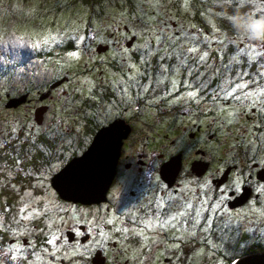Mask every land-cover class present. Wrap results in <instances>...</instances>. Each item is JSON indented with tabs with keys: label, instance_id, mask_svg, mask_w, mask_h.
<instances>
[{
	"label": "flooded vegetation",
	"instance_id": "af4514ba",
	"mask_svg": "<svg viewBox=\"0 0 264 264\" xmlns=\"http://www.w3.org/2000/svg\"><path fill=\"white\" fill-rule=\"evenodd\" d=\"M24 1L30 10L10 3L1 20L28 23L44 56L61 42L64 66L51 58L50 77L22 91L4 73L0 264L264 255V42L246 38L264 0H55V13ZM114 121L127 136L106 193L92 205L60 197L52 177Z\"/></svg>",
	"mask_w": 264,
	"mask_h": 264
},
{
	"label": "water",
	"instance_id": "95a60500",
	"mask_svg": "<svg viewBox=\"0 0 264 264\" xmlns=\"http://www.w3.org/2000/svg\"><path fill=\"white\" fill-rule=\"evenodd\" d=\"M123 129L122 121L100 129L85 153L53 177L52 186L63 199L91 202L106 193L115 175L122 141L127 136ZM237 264H264V255H248Z\"/></svg>",
	"mask_w": 264,
	"mask_h": 264
},
{
	"label": "rangeland",
	"instance_id": "374dc122",
	"mask_svg": "<svg viewBox=\"0 0 264 264\" xmlns=\"http://www.w3.org/2000/svg\"><path fill=\"white\" fill-rule=\"evenodd\" d=\"M34 1H39V0H34ZM42 1V0H41ZM57 2L61 1V0H56ZM55 0H44V2H46L45 4V9L46 11H53L55 10L56 7V2ZM67 2H71V0H64ZM13 3L15 6H17L19 4V6H21L20 8L24 9V10H30V6L31 3L24 1V0H0V79L4 80V82L0 81V94H3L4 92H6V90L9 87V84H6L5 81V74H7L6 72H8L9 70L7 69L9 67V65L12 67V69H10V71L13 73V79H14V83H18L19 84V89L22 91L24 90V87L28 84V83H32L35 82L36 84H41L43 81H46L50 75L47 73V71L43 70V63H42V55H41V59L39 60V65L37 64H31L33 61L31 60V58L29 57L31 54L32 49L34 48V44L32 43L33 41L29 38V33L30 30L27 32V30H23L26 29L25 27H29L30 25L28 23H24V24H17L16 21L12 20L9 21L7 19H10L9 17H7L6 19L4 18V20H1L3 17H1V12H6L7 9L6 7H9V4ZM22 3V4H21ZM73 8L71 7L69 10H64L63 13L68 16L69 20L71 19V17L73 18L72 11ZM19 11V10H18ZM18 12H15L14 16L17 15ZM68 13V14H66ZM45 17V16H44ZM11 19H13V17H11ZM47 20L44 21V31L47 33L48 28V24H50L52 21L47 18H45ZM61 21H63L62 18H60ZM51 21V22H50ZM16 22V23H14ZM66 27V26H65ZM20 30V35H18V31ZM8 31V33H7ZM36 53V52H35ZM44 62V60H43ZM21 67V68H19ZM33 67L42 70L41 72H30V69H33ZM35 68L33 71H35ZM30 72V73H29ZM10 73V74H12ZM4 111L2 114H0V117H7V112H5V110L2 108V106L0 105V112ZM45 117H48L47 119L44 118L43 120V124L44 127L48 126L52 120V115H45ZM46 120L48 121V123H46ZM55 123H53L54 125ZM123 131L125 132V130L123 129ZM0 136H2V132H0ZM2 139V138H0ZM2 143V141L0 140V144ZM13 148H15L14 145H12ZM16 151L18 150L15 148ZM58 173H56L55 175H57ZM55 175L53 177H55ZM52 177V179H53ZM51 185H52V181ZM52 189L56 192L57 190L52 186ZM58 195L60 196V194L58 193ZM61 197V196H60ZM52 200V198H48L46 200L50 201ZM66 200V199H65ZM69 201V200H68ZM95 201H91V202H87V204L92 205L95 204ZM47 206L49 207V203H47ZM223 225H221V227L219 228V230H222ZM227 233V232H225ZM232 236H233V231H232ZM233 260V255L231 257H229V261ZM233 264V261L232 263Z\"/></svg>",
	"mask_w": 264,
	"mask_h": 264
},
{
	"label": "trees",
	"instance_id": "16d2710c",
	"mask_svg": "<svg viewBox=\"0 0 264 264\" xmlns=\"http://www.w3.org/2000/svg\"><path fill=\"white\" fill-rule=\"evenodd\" d=\"M151 0H139V2L140 3H149ZM236 1H238V2H240V1H242V0H236ZM64 3V4H63ZM60 6H62L63 8H67V6L68 5H66V1H61V3H60ZM41 7H42V10L43 11H45L46 12V9H45V4H43V5H41ZM57 10H55V12H56ZM50 13H55V12H53V11H49ZM114 15V14H113ZM9 21H12L11 19H9ZM15 21V20H14ZM14 23H16V22H14ZM7 33H8V31H7ZM59 43H61V42H57V40L56 41H51V42H49L48 43V45H47V47L49 46V48H48V50H50L51 51V53H45V56L43 55L44 54V51H45V48H46V44L44 43V41H38V43L37 42H35V44H34V54L37 56V60L39 61L41 58V55H42V58H43V60H44V62H43V60H42V63H43V68H44V70H46V67H48L50 64H49V60L52 58V59H54V62L56 63V66L57 67H59V72L61 73L63 70H62V68H63V66H64V59H63V57L61 56V55H57V56H55V50L56 49H60V47H59ZM40 47H42V52H41V49H40ZM36 52V53H35ZM40 62V61H39ZM41 63V62H40ZM41 63V64H42ZM19 68H21V67H19ZM50 68V67H49ZM1 81V80H0ZM32 83H35V82H32ZM7 91V90H6ZM5 93V92H4ZM97 134V133H96ZM95 137V136H94ZM232 249H233V247H232ZM252 251H255L254 249L252 250Z\"/></svg>",
	"mask_w": 264,
	"mask_h": 264
},
{
	"label": "clouds",
	"instance_id": "9594fccd",
	"mask_svg": "<svg viewBox=\"0 0 264 264\" xmlns=\"http://www.w3.org/2000/svg\"><path fill=\"white\" fill-rule=\"evenodd\" d=\"M246 32L247 39L255 42H264V19H261L260 15H256L253 20L246 26ZM29 57L31 58V56Z\"/></svg>",
	"mask_w": 264,
	"mask_h": 264
},
{
	"label": "snow or ice",
	"instance_id": "6c2138e0",
	"mask_svg": "<svg viewBox=\"0 0 264 264\" xmlns=\"http://www.w3.org/2000/svg\"><path fill=\"white\" fill-rule=\"evenodd\" d=\"M258 27H259V26H258ZM190 51H194V50H190ZM203 58H204V57H201V60H203ZM244 87H246V85H243V84H238V85H236V88H244ZM236 88H234V89L232 90V92L226 93V95L231 96V95L233 94V92L236 91ZM262 91H264V90H262ZM189 95H194V94H193V93H189ZM252 95H253V93H246V94H245V98L250 97V96H252ZM53 242H54V241H53Z\"/></svg>",
	"mask_w": 264,
	"mask_h": 264
}]
</instances>
